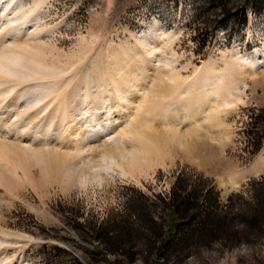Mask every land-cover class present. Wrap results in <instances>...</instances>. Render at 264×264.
<instances>
[{
  "label": "rangeland",
  "instance_id": "1",
  "mask_svg": "<svg viewBox=\"0 0 264 264\" xmlns=\"http://www.w3.org/2000/svg\"><path fill=\"white\" fill-rule=\"evenodd\" d=\"M21 2L26 9L44 5L40 18L48 31L29 42L40 49L37 58L43 57L40 60L57 71L59 87L65 91L56 102L52 98L43 101L39 108L44 111L31 110L23 116L18 132L11 125L1 132L9 139L0 138L14 149L29 143L38 149L36 153L39 149L47 153L37 156L30 151L28 156L19 152L21 157L13 159L12 155H0L4 159L0 162V264H264V232L248 235L249 243L231 241L232 233L244 226L236 218V209L229 213L227 222L231 226L224 232L229 240L191 243L165 254L161 246L172 211L165 210L158 198L169 195L177 178L184 175L189 188L200 178L206 179L200 188H215L220 192V202L226 205L233 193L264 175V144L258 154L249 155L254 147L245 131L251 124L264 134V61L250 74L245 69H232L239 55L250 61L264 53V0ZM223 4L228 6L225 11L221 9ZM229 11L233 15L227 20L224 14ZM243 13L245 22L238 19ZM145 35L148 49L138 45ZM3 46L0 43V51ZM151 51L154 58L147 59ZM140 57L148 66L144 70L149 79L139 85L145 90L131 96L126 111L131 114L129 118L117 124L110 136L71 142L70 131L60 126L63 116H79L80 100L88 88L96 97L98 91L110 86L106 81L123 62L133 65L136 61V69ZM208 62L217 70L212 75L215 78L209 80L219 85L203 90ZM49 80L41 78L35 83L51 85ZM37 84H14V97L26 86ZM2 88L6 92L7 86ZM37 94L27 95L12 113L17 116L23 114L25 106L36 105ZM177 104L178 109L166 113L158 110ZM37 110L41 120H35ZM259 115L262 118L255 121ZM33 122L36 130L29 133L27 127ZM50 127L53 134L45 136L41 131ZM175 130L182 139L180 134L170 135ZM137 133L138 139L146 137L144 143L131 135ZM76 148L82 149L81 157ZM134 149L143 151L135 155ZM111 153L116 155L114 161ZM252 196L254 191L250 190L236 201L242 213L252 208ZM136 210L142 211L143 219L162 228L165 235L156 239L147 233L132 216ZM104 222L116 232L112 242L122 246L123 253L108 251L90 234ZM55 246L61 251L53 249Z\"/></svg>",
  "mask_w": 264,
  "mask_h": 264
},
{
  "label": "bare ground",
  "instance_id": "2",
  "mask_svg": "<svg viewBox=\"0 0 264 264\" xmlns=\"http://www.w3.org/2000/svg\"><path fill=\"white\" fill-rule=\"evenodd\" d=\"M43 6H44L43 4H38L35 8L26 9V7L21 2V0H0V43L4 45L2 50L0 51V134H1V132L4 131V128H6L8 125H11V127H14L15 128L14 131L18 132L19 130H21L18 128H20L22 126V125H20V123H23L25 120V119H23V116L25 118V116H27V114L31 110L40 109L39 107L41 105L43 106V101H45L47 98H52L53 101L56 102L61 96H64L63 94H64L65 90L62 88L63 86L61 88L59 87L60 80L58 78L59 75L56 74L57 71L53 70L52 68L47 66L45 63H43L42 62L43 60H40L43 57L40 59L37 58L38 55L41 54V51L37 47H34L33 45H31V43L29 42L30 40H32L36 37H39V35L41 36L44 33L46 34L48 31L47 28H45L41 24L40 15L42 13ZM22 38H27L28 40H24V42H22L21 41ZM3 42L9 43V45L7 46ZM33 42H35V41L33 40ZM138 45L144 49L150 48V43L148 42V36L145 35L144 37H142L139 40ZM148 54H149L148 55L149 58H147V59L154 58L153 57L154 51H151ZM140 61H141V64L139 67H137V68L135 67L136 69L133 68V65L135 64L136 61L133 62V65L128 64L127 62H123L120 65V67L118 68V71H116V74H114L110 80L107 79L108 81H106L111 87L108 86L105 89H103L102 91H98L96 93V95H97L96 97L93 95V93L88 88L87 93L85 94L83 99L80 100L79 116H77V115L76 116L75 115L74 116H68L67 114L63 116V120L61 121L60 126L63 130L66 131V129H67V131H70L69 137L72 138L71 142H73L74 144H79L86 139L91 140V141L94 139H97L101 135L102 136L103 135L104 136L105 135L110 136L111 134H113V133H110V131L113 130L117 124H119L125 118H129V116L131 114L130 115L127 114L126 111L129 110V107L131 106V103H132L131 102L132 100L130 99L131 96L134 93H138L140 91L145 90L144 87H143L144 89H142L139 87V85L141 83H144V82L146 83L147 80L149 79L147 71L144 70L145 67L146 68L148 67L146 65L145 59L141 58ZM263 61H264V53L260 58H257L255 60H250V61H248L247 59L245 60L244 56L239 55L238 57L234 58L232 69L234 71H238V70L241 71L242 69L243 70L245 69L246 73L250 74L252 71H254L255 68H257L258 65L262 64ZM227 67H229V66H227ZM61 71H62V69H61ZM65 71L66 70H64V72ZM216 71L217 70L215 69L212 62H208L205 64L204 72H203V74H204L203 75L204 85H203V88H201V89L204 90L210 86H213V88H214L217 85H219L218 83H216V81H210L209 80V79L215 78V76L212 77V75H214V72H216ZM61 73H63V71ZM219 73H220V71H219ZM41 78H49L50 79L49 82L52 80V82H50L51 85H46L47 83L44 84L45 82L40 83V84L35 83V81H38L39 79L41 80ZM171 81L172 82L175 81L174 77H171ZM16 82L17 83L21 82L22 84L34 83L37 85H35L33 87H32V85L30 87L29 86H26L25 88L23 87L24 92L21 94L18 93L19 96L15 98L14 97L15 90H16L15 87H17V86L14 87V84L16 85L17 84ZM12 83H14L13 87L10 86ZM177 85H179V84H177ZM177 85H174V87H176ZM6 86H7V89H9V90L7 91V89H6L5 90L6 92H4V90L1 91V89H5L2 87H6ZM8 86H10L12 88H10V87L8 88ZM19 86H21V85H19ZM178 87L180 88V85ZM174 91H175V93L177 92V90H174ZM178 91H180V89H178ZM32 93H38L39 94V95L37 94V97H39L36 99V100H38L37 104L35 103L36 105L25 106L24 110L22 109L23 114L20 113V115H17V116L14 115V113H12V112L14 110L18 109V106H20L22 101L25 102V100H27V95L32 94ZM113 95H115V96H113ZM203 100H205V99H203ZM203 100H202V102H204ZM205 101H207V100H205ZM202 102H201V104H203ZM113 103L115 105H113ZM190 105H191V103L189 102V106ZM65 106H66V104H65ZM171 106H172V108L168 107L167 109L164 107H158L159 108L158 110L162 113H166L171 109H178L179 108L178 104L175 106H173V105H171ZM65 109L68 110L69 108H65ZM40 110L42 112L45 110V108H44V110L43 109H40ZM67 110H65V111L67 112ZM183 110L187 111L186 108H184ZM38 112L39 113L37 114V117L35 118V120L40 119L42 117L41 112L40 111H38ZM102 112L105 115H102L101 114ZM190 113H191V111H190ZM39 115L41 117H39ZM14 117L16 118V121L13 120ZM44 120H45V118H44ZM18 124L20 125V127ZM30 124H32V123H30ZM74 124H75V126H74ZM145 124H147V123H145ZM149 124H151V123H149ZM33 125H34V122L30 127L28 126L29 128L26 125L27 129L29 130V133L30 132L32 133L36 130L35 129L36 126H33ZM44 125H45V122H44ZM151 127H152V125H151ZM40 129H41V127H40ZM52 129L53 128L50 127V128L46 129L47 131L46 130H42V131L40 130V131L43 133L45 132V136H49V135L51 136V134H53V132H54V130H52ZM25 130H26V128L24 129V131ZM129 132H128V135L131 133V132L130 133ZM134 132H136V131H134ZM134 132L132 129V133H134ZM141 132H139L140 133L139 137L142 138L143 132L142 133ZM134 134H136V133H134ZM134 134H131V135L134 136L136 139L138 136V133H137V135H134ZM144 134H145V131H144ZM179 134L180 133H178L177 130L173 131V134L170 133V135H173L175 137ZM2 136L7 137V135L4 136L1 134L0 137H2ZM130 136H128V138ZM180 136H181V134H180ZM144 138L146 140V137H144ZM144 138L143 139L137 138V139L139 140V142H140V140L141 141L143 140V143H144V141H145ZM171 138L174 139V137H172V136H171ZM180 138L182 139V136ZM39 139H40V136L36 137L35 141L39 140ZM169 140L170 139H168V141ZM176 140L177 139H175L174 141H176ZM135 141L137 142V140H135ZM166 141H167V139H166ZM30 143L33 144V141ZM27 144H29V143H27ZM27 144H25L26 146L24 145L26 148L20 146V147H16L17 149H14L13 146H11L10 144H8L6 142L5 138H0V155L1 154H3V156L7 155L6 156L7 158L8 157L10 158V155H12V159H13V157H16V158L21 157L19 152H23L24 154L28 153V156H29L30 151L33 154L36 153L35 150L38 151V149H36L35 147L32 148L33 145H30V144L27 145ZM145 144H148V143L145 142ZM165 144H167V143H165ZM17 146H19V145L17 144ZM142 146L144 147V145H142ZM150 147H151V145H150ZM76 149H79L78 154H79V157H81L82 155L80 156V153L82 152L81 151L82 149L81 150H80V148H76ZM145 149H146V147H145ZM40 151L41 150L39 149V152H37V153H41V154L47 153V152L43 153L44 151L43 152H40ZM118 151H120V150H118ZM130 151H128V152H130ZM140 151L137 149H134L132 153L136 155V154L140 153ZM113 152H114V150H113ZM126 152H125V154H126ZM37 153L35 155L38 156ZM116 153H117V151H116ZM145 153H146V150H145ZM78 154L76 155L77 157H78ZM107 154H109V153H107ZM112 155H110V156H112ZM144 155L146 156V154H144ZM3 156H0V158H2ZM76 156L74 155V157H76ZM110 156H109V158H110ZM115 156L113 155V157H111V159L114 158ZM30 157H32V156H30ZM62 157H64V156H62ZM107 157L108 156H106V158ZM117 157H120V155L118 154ZM137 157H139V156H137ZM24 158L26 159L25 156H24ZM62 159L64 160V158H62ZM72 159H73V157H72ZM112 160L114 161V159H112ZM3 161H4V159L3 160L0 159V162H3ZM17 161H19V160H17ZM10 162H12V161L10 160ZM122 163H124V162H122ZM12 165H14V164H12ZM86 165H88V164H86ZM10 167L12 168L14 166H10ZM99 170H101V168H99ZM0 175H1V173H0ZM84 175H86V174H84Z\"/></svg>",
  "mask_w": 264,
  "mask_h": 264
},
{
  "label": "trees",
  "instance_id": "3",
  "mask_svg": "<svg viewBox=\"0 0 264 264\" xmlns=\"http://www.w3.org/2000/svg\"><path fill=\"white\" fill-rule=\"evenodd\" d=\"M223 1L226 0H220V2ZM227 7V5L223 4L221 9L225 11L228 9ZM244 13L243 16H238V19L243 20L245 18ZM232 15L233 13L229 11L224 14V17L228 20ZM243 21L245 22V20ZM262 113L264 112L262 111ZM261 118L260 115L256 116L255 121ZM257 123L258 122H256V124ZM246 127L247 130L245 131L251 139V142L249 140V144L252 148L254 147L253 152H249V155L253 156L261 151L264 144V134L261 135L263 130H255L254 128L256 127H251V124ZM185 181L184 175L179 176L169 195H158V198L163 202L164 209L172 211L168 216L167 224L169 227L167 233H165V241L161 246V250L165 252V254L173 248L185 249L191 243L195 245H205L213 243L214 241L229 240V236L227 237L224 232L229 230L231 226L227 221L229 213L234 209L239 212L236 218H240L244 226L232 233L231 241L233 243H249L250 239L248 235H252L255 232L258 234L264 232V175L250 180L244 190L233 193L229 197V203L226 205L220 202V192L216 191L215 188H200L201 184L207 181L206 179L200 178L190 188L188 185L184 184ZM250 190L254 191V196L251 198L253 199L251 201L253 206L249 211L242 213V207L238 206L236 201L242 200ZM142 197L146 200H150L146 195H142ZM141 213L142 211L136 210L135 213H132V216L139 219L144 229L146 228L147 233L153 238H162L165 235L164 230L157 227V224L153 222L150 223V221L143 219L144 216H142ZM115 233L116 232L112 228H109L107 222L98 226L95 232H90V234L98 239L108 251L112 253H123L124 249L122 246H118L112 242ZM53 249L61 251L58 246H55ZM100 253L101 252L97 250V254Z\"/></svg>",
  "mask_w": 264,
  "mask_h": 264
}]
</instances>
